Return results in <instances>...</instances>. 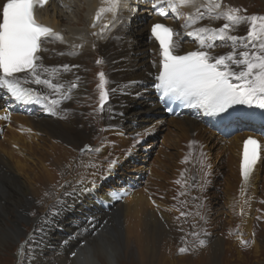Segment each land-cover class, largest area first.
<instances>
[{
    "label": "bare ground",
    "instance_id": "6f19581e",
    "mask_svg": "<svg viewBox=\"0 0 264 264\" xmlns=\"http://www.w3.org/2000/svg\"><path fill=\"white\" fill-rule=\"evenodd\" d=\"M2 2L3 0H0V3ZM71 5H76L77 8L73 9L74 6ZM101 6V0H52L45 9L39 11L42 21L54 27L66 41L49 44L47 47L50 51L43 53L44 63L49 66L79 65L78 68L69 70L59 68L58 72L59 80L66 87L72 82L79 86L71 90V100L62 101L54 109L50 108L48 103L42 102V106L37 108L33 116L25 112L13 114L12 122L4 134L0 132V137H3V140H0V167L6 169L10 175L3 178L7 186L0 179V214H3L5 210L4 213L14 211L15 215L12 222L8 220L13 226L7 225V222L4 223L5 220H1L3 223L0 222V248H4L9 243L24 245L23 239L30 240L34 235L43 233L45 239L40 238L42 240H39L37 245L33 244L32 255L44 256L48 246H58L60 251L58 259H61L62 264H100L96 254L101 257L103 264H118L122 258L130 256H134L138 264H176L169 260L165 252H162L176 245L182 234L179 223L172 217L174 215L166 212L170 206L162 202L163 200L157 201L151 195L140 191L136 182L130 185L126 183L125 186L118 184L117 187L115 182L119 175L113 170L111 175L104 178H102L104 174L97 175L85 170H80L74 175L72 164L77 161L79 151L84 150L83 147L88 144L89 134L95 131L89 128L86 116L79 110H73L71 106L80 103V98L86 94L88 77L95 70L91 67L92 59L97 57V60L105 61L104 73L111 81L107 87L115 89L114 92H110L109 100L103 112L101 111L103 114L98 115L102 118L96 128L100 132L99 134L96 132L98 136L107 137L109 133L132 136L145 130H160L168 126L174 130L170 140L175 139L183 152L195 157L201 144L209 145L208 143L214 141L216 134L188 114L178 118H167L163 115L150 89L155 83L154 74L158 71L156 67H153L152 62L153 60L158 62L159 56L154 54L158 53V48L153 41L148 40V36L150 26L158 19L152 18L151 14H145L149 11L146 9L147 4L139 5L130 0L118 22L113 21L110 13L96 21L94 18ZM137 7L142 9L136 13L134 8ZM184 9H187L189 13L193 11L189 8ZM72 14L74 17L71 18ZM94 23L96 27L92 26ZM105 23L109 24V30H106L102 36L93 35V33H100ZM112 23H115V27L111 26ZM200 23L210 24L212 27L221 26L219 21L204 20ZM244 33L245 25H242L234 34ZM184 39L181 46L182 52L191 51L193 48L197 50V45L192 39L187 37ZM79 45L83 47H74ZM230 50V46H221L215 49L214 54L221 55ZM61 52L65 54L59 55ZM98 84L95 86L97 87ZM39 90L48 91L42 87ZM98 96L92 98L93 104L99 105ZM6 114L5 103L0 96V123L6 121L3 118ZM193 115L206 122L200 112L196 111ZM257 118L264 121V112ZM223 125L222 122L221 132H225V135H219L218 139L226 147V149L223 148L225 150L223 155L225 153L229 155L227 162L229 176L226 177L225 183L229 192L227 193L229 245L225 238L219 235L209 239L213 254L208 256V264H228L223 258L225 245L229 246V252L227 251L229 264L242 263V261L246 264H264V232L255 230V223H257L255 220L259 217L264 221V204H259V199L264 200V184L259 185L264 142L262 141L261 159L255 167L250 184L243 185L241 175L243 141L247 136H256L259 139L260 136L252 133L253 131H242L231 139L229 138L231 135L226 133L235 127L232 126L231 119ZM243 127L244 125H241L239 129ZM228 138L229 142L226 141ZM65 165L67 169L70 167L68 170L70 173L67 172L68 175L62 174L63 176L60 177ZM123 166L121 164L120 168L124 170L126 167ZM64 176L68 178V181L62 184ZM134 180L138 182L136 178ZM102 182L106 185L108 183L109 187L103 189L105 191L101 193ZM56 184L60 186L62 184L60 200H54L59 193L55 194L54 190L53 192L51 190L53 186L56 187ZM242 186H244V196H241ZM84 188L88 190L84 191ZM46 193L49 195L46 196ZM113 194L119 195L120 198H113ZM127 197L129 200L126 199ZM51 199L56 203L54 206L57 211L52 213L46 223H42L43 231L36 230L37 234L34 235L27 233L20 223L29 221V210L32 206L34 208L36 203L48 207L50 204L48 200ZM6 202L12 207H8ZM154 202L158 206L153 207ZM46 207L41 210L46 212ZM76 208L79 212L90 215L104 213V210L108 208H112L113 212L110 215H101L105 219L101 223L105 224L96 235L89 238L81 229L77 230L79 216L71 213L72 210H77ZM64 212L71 215L64 218L66 214ZM106 218L109 219L106 220ZM117 230H119L118 234L115 233ZM78 231L81 232L78 233ZM118 235L120 240L114 241L118 239L116 238ZM47 239L52 243H49ZM80 240L86 242L84 247L81 246ZM235 240H239L236 243L247 240L251 244L252 252L244 256L237 244H234ZM73 252L76 253L74 257ZM32 258L34 259L35 256ZM252 259L255 260L252 261Z\"/></svg>",
    "mask_w": 264,
    "mask_h": 264
},
{
    "label": "snow or ice",
    "instance_id": "6c2138e0",
    "mask_svg": "<svg viewBox=\"0 0 264 264\" xmlns=\"http://www.w3.org/2000/svg\"><path fill=\"white\" fill-rule=\"evenodd\" d=\"M147 2L156 9L157 15L165 18L179 19L182 8L193 10L184 17L185 23L181 25L183 32L164 23L151 25V38L158 43V53L154 54L159 56L158 62H152L153 67L158 69L154 87L162 98L182 101L187 107L203 109L207 115L226 112L235 105L264 110V15H242L240 8L224 6L223 0ZM48 3L49 0H3L0 3V89L6 90L17 102H46L55 107L62 101L71 100V90L79 86L72 82L66 87L58 78L59 68L69 70L79 65L49 66L44 63L43 53L50 51L47 47L49 44L66 42L61 33L37 20L36 9H43ZM101 4L94 19L99 21L102 16L110 13L113 21L118 22L129 0H101ZM204 20H224L225 23L220 27H212L200 23ZM242 25H247L246 34H234ZM92 26L96 27V24ZM111 26L115 27V23ZM106 30H109L108 23L103 25L100 33L93 35L102 36ZM185 34L196 43L197 50L181 54L178 51L180 38ZM221 46H230L231 50L221 55L214 54L215 49ZM104 62L103 59L96 61L97 64ZM98 77L99 109L103 111L110 92L115 89L107 87L111 81L104 72L101 71ZM41 87L48 91H40ZM146 133L147 130L138 135ZM86 147L93 150L90 146ZM261 147V142L251 136L244 141L241 164L243 185L250 184L256 164L261 158ZM118 159L109 160L102 178L111 175ZM184 162H188L187 158ZM244 195L242 186L241 196ZM113 198L119 199L120 196L113 194ZM242 243L247 244L246 241ZM199 244L203 246L205 241L200 240ZM23 249L24 245H21V255ZM188 251L186 247L179 249L181 254ZM72 255L76 256V253Z\"/></svg>",
    "mask_w": 264,
    "mask_h": 264
},
{
    "label": "rangeland",
    "instance_id": "374dc122",
    "mask_svg": "<svg viewBox=\"0 0 264 264\" xmlns=\"http://www.w3.org/2000/svg\"><path fill=\"white\" fill-rule=\"evenodd\" d=\"M223 5L240 8L242 10V15H264V0H223ZM71 6H74L73 9L77 8L76 5ZM245 9L246 11H244ZM146 13H148V15L151 14L149 11H146ZM72 17H74V14L71 15V18ZM223 22L225 23L224 20ZM246 29L247 25H245V33L242 35L246 34ZM96 61L97 57L92 59L91 67L95 70H93L94 73L92 72L91 76L88 77V88L86 94L80 98V103H76L75 105L71 106L73 110H79L84 116H86L89 122V128L95 131L93 132L94 134L92 132V134H89V142L86 145L90 146L93 150L89 152H82L80 150L77 161L72 164V167H74V175L76 172L79 173L80 170H85L86 172L90 171L97 175H100V173L104 174L109 160L119 158L118 162L112 169L117 173V175H119L117 177V182H115L116 186H125L126 183L127 185H130L131 183L136 182V184H138L137 188L140 189V191L144 192L146 195H151V197L157 201L163 200L162 202H165L167 206H170V208L168 207L169 209L167 208L166 212L168 214L170 213L169 215L173 214L174 216L172 217L179 223L181 227L182 234L177 244L173 245L172 248H167L166 250L164 249L165 251L162 252H165L168 255L169 260L176 264H208L209 260L207 258L209 255L211 256L213 254L211 250L212 244L208 241L209 239H214L219 235L221 238H225L227 245H229V225H227V223L229 224V206L227 200V193L229 192L225 187L226 177L229 176V170L227 168L229 155L227 153L223 155V152L225 151L224 149H226V147L223 145V142L220 143V140L218 139L220 136L215 135L213 138L214 141L208 143L209 145L207 146L205 143H202L201 148H199L195 157L183 152L178 147L175 139L172 138L170 140V135L174 134V130L168 126L162 127L160 130L151 129L140 137L139 135H113L110 133L107 137L98 136L96 132L98 134L100 132L98 131L99 129L96 130V128L98 127V123L100 124L102 121V118L98 117V115H102L103 111H100L99 105H97L98 103L93 104L91 100L94 96L97 97L99 93L98 87L95 86L99 83L97 74H99L101 71H106V69L103 67V64H97ZM101 66L103 67V70ZM4 122L0 123V132L2 134H4V131H6L9 126L7 125L6 121ZM142 133H145V131ZM209 134L211 135V132ZM235 135L238 134L236 133L229 138L232 139V137ZM2 138L3 137L1 136V141L3 140ZM229 138L226 139V141L229 142ZM140 139H145L146 141L140 143ZM76 147L79 146L76 145ZM186 158L188 160L187 163L184 162ZM121 160L126 161L122 162ZM262 163L261 170L259 171L260 186L264 184V157ZM121 164L124 165L123 167H126L124 170L123 168H120ZM92 165H95V167ZM64 169L61 170L60 177L63 176L62 174L65 175L68 170H70V167L67 169L65 165ZM7 173L8 171L6 169L4 170L2 167H0V179H2V181L4 180L3 178L10 176L9 173ZM69 173L70 171L68 174ZM134 178H136L138 182L134 180ZM178 180L180 181L179 184L176 183ZM67 181L68 178L65 177L62 184L67 183ZM3 182V184H5V181ZM122 182H124V184ZM112 183L114 182L112 181ZM62 184L61 186L56 184V187L53 186L51 188L52 192L54 190L53 193H59L54 200H60L59 196L62 192ZM101 185V193L105 191L103 189H107L109 187L108 183L106 185L105 182H102ZM180 193H184V195H180ZM45 195L48 196L49 194L46 193ZM126 199L129 200V197ZM48 201H50V204L48 203V207L43 206L41 203H36L34 208L32 206V208L29 210V221L20 223L21 226L25 228L24 230L27 233L34 235L35 233L37 234V231L42 232V223L45 220L47 221L52 216V213L57 211H55L54 206L56 203L52 199ZM261 201L264 200L259 199V204L263 205L264 203H261ZM6 203L8 207H12L11 204L8 202ZM152 206L155 207L158 205L156 202H154ZM44 207H46V212L41 210ZM73 208H75L74 205ZM102 209H104L103 204ZM4 211L3 214L6 213L7 215L0 214V222H7V225L13 226L12 224H9L8 220L11 222L13 221L15 216L14 211H6L5 213ZM112 212L113 209L108 208V210H104V213L100 212L98 215H90L79 212V209H74L71 213L74 216H79V219L77 220L79 226H76L78 227L77 230L83 226V220H85L86 217L95 218V222L90 224L87 232H83L89 238H92L94 235L90 232V230L94 228L95 223L99 222L98 224L100 225L101 222L105 220L102 218V216L104 214L110 215ZM71 213L64 212V218L71 215ZM181 213H185V215H181ZM201 217H203V219ZM109 218H106V220ZM1 220L5 221L2 222ZM255 221L257 222L255 223V230L264 232V221L262 218L256 219ZM96 228L97 227H95L92 232L96 231ZM80 232L81 231H78V233ZM115 233L118 234L119 230L115 231ZM233 236L236 235L233 234ZM40 238L45 239L43 233H40L38 236L34 235L30 240L28 238H25V240L23 239V255L20 254L22 244L19 245L17 243L14 245L9 243V245L5 246L4 248H0V264H62L60 262L61 259H58L60 257L58 246H48L44 256L39 254L32 255L33 252L31 249L33 248V244H36L39 240H42ZM116 238L118 239H115L114 241L120 240L119 235ZM200 240H204L205 245L201 246L199 244ZM47 241L52 243L49 241V239H47ZM237 241L239 240H235L234 244ZM245 241L247 244L242 242L236 243L238 249L242 251L244 256L252 252V248H250L251 244L247 240ZM227 245H225L223 258H225L224 261L228 262L229 264V246L227 247ZM181 247L188 248V253L181 254L179 252ZM33 256H35L37 259H33ZM96 256L99 259V263L101 262L100 264H103L104 262L102 263L101 257H98L97 254ZM32 259L34 261H32ZM254 260L255 259H252V261ZM243 263L246 264V262L243 261L242 263L236 262L235 264ZM118 264L138 263L134 256H130L122 258Z\"/></svg>",
    "mask_w": 264,
    "mask_h": 264
}]
</instances>
